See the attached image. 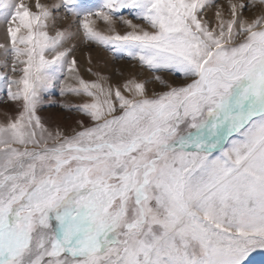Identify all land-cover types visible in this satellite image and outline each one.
I'll list each match as a JSON object with an SVG mask.
<instances>
[{"label":"snow or ice","instance_id":"obj_1","mask_svg":"<svg viewBox=\"0 0 264 264\" xmlns=\"http://www.w3.org/2000/svg\"><path fill=\"white\" fill-rule=\"evenodd\" d=\"M61 9L79 29L50 35ZM224 11L215 0H0V67L13 74L0 81L20 106L0 123V264H251L264 253V0ZM80 29L150 76L85 80L65 47ZM57 72L77 82L61 95L90 98L64 105L90 121L71 134L37 115Z\"/></svg>","mask_w":264,"mask_h":264},{"label":"rangeland","instance_id":"obj_2","mask_svg":"<svg viewBox=\"0 0 264 264\" xmlns=\"http://www.w3.org/2000/svg\"><path fill=\"white\" fill-rule=\"evenodd\" d=\"M25 2L30 3L31 0H25ZM42 2L59 3V0H42ZM78 2L85 8H88L98 5L102 0H78ZM215 2L224 7V15L227 17V0H215ZM215 11V7H210L204 13L205 19H208L213 24L215 23ZM256 13L257 10L252 9L246 12V15L252 16ZM123 15L128 19H132L133 23L144 24L143 21L137 20L130 15L127 10L123 11ZM65 16V10L61 9L56 17L55 23L53 24L52 22H49L50 35H54L55 31L58 29L70 32L78 31L79 21L77 18L70 15L65 18ZM96 27L101 31L107 30V26L99 20L96 22ZM116 28L120 32L126 30V26L119 22L117 23ZM5 30L6 25L3 22L2 16H0V43L5 42ZM73 45L75 47L70 53V57L75 56L79 73L85 80L95 81L98 79V76L95 75V73H99V76L104 78L103 83L105 84V87L108 85L115 87L122 85L126 80L131 78L144 80L150 76V73L146 68H142L138 61L132 60L125 53H117L95 43L83 42L82 29L79 30V33L75 38L66 42L65 47H72ZM85 57L87 59L86 62L84 60ZM87 57H89V60ZM0 59H3L2 49H0ZM89 68L92 69L91 72L88 71ZM0 72H6L7 75H13L10 71V67L7 70L0 67ZM55 76L56 78L53 80L52 84L41 93L42 99L37 110V115L41 117L42 123L49 129V131L55 132L56 130H61L71 134L72 129L77 127V120L84 119L86 122L90 121L88 117L83 115V113L64 107V105L82 104L89 101L90 98L86 96H76L74 94L61 95V88L64 83H71L75 86L77 82L71 79L66 80L65 77L68 76L67 72H64L63 74L57 72ZM165 78L173 84H180L182 82V77L175 73H167L165 74ZM148 87L150 91L152 89L158 91L161 88L157 82L149 84ZM6 91L5 83L0 81V123H5L8 119L14 118L20 111L19 103L9 101L7 99ZM125 95H128V93H125ZM251 264H264V253L255 256Z\"/></svg>","mask_w":264,"mask_h":264},{"label":"bare ground","instance_id":"obj_3","mask_svg":"<svg viewBox=\"0 0 264 264\" xmlns=\"http://www.w3.org/2000/svg\"><path fill=\"white\" fill-rule=\"evenodd\" d=\"M87 58H88V60H89V57H87ZM84 60H85V62L87 61L86 57H85V59H84ZM87 63H88V62H87ZM83 64H84V63H83ZM85 64H86V63H85ZM82 66H83V65H82Z\"/></svg>","mask_w":264,"mask_h":264}]
</instances>
